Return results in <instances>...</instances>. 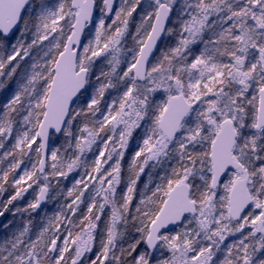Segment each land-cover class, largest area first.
I'll return each instance as SVG.
<instances>
[{"label": "snow or ice", "instance_id": "6c2138e0", "mask_svg": "<svg viewBox=\"0 0 264 264\" xmlns=\"http://www.w3.org/2000/svg\"><path fill=\"white\" fill-rule=\"evenodd\" d=\"M114 3L41 0L25 18L29 0H0V76L18 57L32 60L0 112V148L15 141L3 154L11 162L0 174V193L28 153L36 157L12 180L15 193L0 204V217L33 184L38 196L15 213L40 208L50 177L66 179L84 169L67 192L72 197L67 211L48 218V226L25 243L29 219L0 242V264H264V0H184L176 29L167 27L175 0H148L151 10L141 17L136 47L129 49L131 60L121 75V41L141 0H123L115 11ZM94 12L99 13L95 23ZM21 23L19 38L5 54L6 41ZM89 26L92 38L82 43ZM173 32L175 45L149 65L157 42ZM198 44L202 49L194 48ZM33 49L37 56L30 57ZM101 57L110 68L100 70L93 84ZM120 85L122 94L102 111L105 93ZM89 87L93 92L85 97ZM157 93L164 98L155 100ZM21 112L26 114L16 127ZM142 121L145 137L130 166L135 178H128L117 199L121 160ZM50 132L63 133L66 147L49 148ZM93 146L97 150L89 163ZM149 161L153 167L163 161L175 165L158 177L150 194L141 195L132 214L136 183ZM85 192L86 212L73 219ZM129 225L138 237L128 233ZM236 233L241 238L225 244ZM97 244L98 253L89 257ZM217 253L223 254L218 261Z\"/></svg>", "mask_w": 264, "mask_h": 264}, {"label": "trees", "instance_id": "16d2710c", "mask_svg": "<svg viewBox=\"0 0 264 264\" xmlns=\"http://www.w3.org/2000/svg\"><path fill=\"white\" fill-rule=\"evenodd\" d=\"M119 1L123 2V0H119ZM48 2L49 3H57L58 0H48ZM97 2L100 5L101 0H97ZM40 3H41V0H31V7L28 9L27 13L32 12L33 8L38 9ZM147 4H148V0H141L140 6L137 8L136 12H134L132 15L133 18H132L131 23H130L131 28H129L128 33L126 34L125 42H124V46L127 49H133L136 47V44H135L133 37L136 34V29L140 23L142 15L145 14L147 11L151 10V9L147 8ZM183 4H184V0H183ZM27 13H26V18H30L27 15ZM176 16H177V12L175 11V15H174L172 24L170 26L174 29L178 28L175 24L176 23ZM16 35H14L12 38H10L8 41H6L7 47L2 50L5 54L10 53L9 45L12 42V39ZM172 35H176L175 32H173L170 35H167L166 40L162 44L161 50L166 49L169 46H172V44H171ZM208 36H209V34L206 33L205 39H207ZM87 39H88V35H87ZM45 43H47V42H45ZM202 47H203V45L199 44V45H197V48H195V49H202ZM161 50L159 51V53L156 57L160 56ZM37 52H38V50H37ZM153 62H154V60H153ZM109 68H110V66L107 63V60H105L103 58L99 62V66H98L99 71L96 75H99L100 70H103L105 72L109 71ZM119 70L120 69H117V75H121L122 72L124 71V70L123 71H119ZM94 76H95V74H93V77ZM114 82H115V79H114ZM123 90H124L123 85H120L117 89H109L105 93L104 101H102V104H101V110L103 111V107H104V104L106 102H109L111 99L116 98L119 95H121ZM6 95H7V92H1L0 93V109L2 108L3 97H6ZM248 95H249V98H251L252 94L249 93ZM84 96L85 97L89 96V90H87L84 93ZM161 96H163L162 93L155 94V100H157V101L161 100ZM82 99H83V97H82ZM249 110H251V106H249ZM146 127H147V123L145 121H142L141 126L139 128L134 129L132 136L129 138L128 149L125 151L124 157L121 160V179H122V182L117 188V199H119L120 195L126 190L128 178L130 176L132 178H135V175H134L133 171L131 170L130 166L132 164V158H133L134 152L136 151V146L138 144H142V140L145 137V128ZM73 131L75 132V128L73 129ZM67 140H68V138H66L63 134L60 138L55 139L53 147H62V146L66 147ZM35 147H36V145H33V148H35ZM100 147H102V145H100ZM96 150H97V146H93V151L86 155V160L89 163L94 159V153L96 152ZM71 151L72 150L69 149V153H71ZM27 156L30 157L31 161H35V159H36L34 152H32L30 154L28 153ZM26 157L24 158V160L26 159ZM142 159L143 158L141 157L140 160H142ZM109 163L111 164L112 162H109ZM153 163H154L153 161H149V164L147 166H145L144 172L140 174L139 179L137 180L136 192L134 193V198L132 201V208H133L132 214H134V208L139 203V199L141 198V195L146 193V192H147V194H150V191H148V190L154 189L155 185L157 183H159L158 177L164 175L165 170L170 171L171 167L175 165V161H163L161 164L157 165L156 167H153ZM105 167H108V166L106 165ZM5 169H6V166H3L0 174H2V172ZM47 171H50V169L48 168ZM15 174L16 173H13L9 176V181L5 185V191L3 193H0V204H3L4 202H6L7 199L15 193V188H13L11 186V182L15 178ZM83 174H84V169L81 168V169H77L73 173L69 174V176L66 179L65 178H52V177H50L49 178V181H50L49 190L51 192V200H50L48 206L42 211L36 209L35 211H30V212L15 213L16 208L24 209L27 207V205L30 202H34V200L36 199V194L38 192L39 186L36 184H33V186L31 187L32 193L28 194L29 193V189H28V191L26 193H24L22 197L13 201L12 205L9 206V210L7 212H5L4 216L1 217L0 224L3 225V223L7 219L8 221H12V223L10 225H14V226L22 225L23 226L30 219L32 221V223L30 225V231L28 233V236L25 238V243H27L29 239L34 240L36 238V236L39 234V232L42 231L43 228L48 226V225L43 226V223H41L40 217H42V215L47 214V217L50 218V217H52L53 211H61V210L67 211V209L64 208V206L71 203V200H72V197H69L67 195V192L70 188H72V185L75 182V180L79 179ZM149 177H151V182L149 180ZM41 183H43V180H41ZM145 185L148 186L147 189L145 188ZM89 191H91V186H90ZM88 197H89V192H85V195L83 197L84 203L80 205L79 209H77V216L73 217V219L82 218V214H84L86 212V205L89 202ZM109 210H110L109 207L106 206L105 216H107L109 214ZM13 213H15V215H13ZM105 216L101 217V227H103ZM47 224H48V221H47ZM178 230L179 229H176L174 231H178ZM61 231H63V227L61 228ZM127 231H128V233H131V235H134L137 237L139 235L138 233H135V230H134V228H132L131 225H129V228ZM126 238L130 239L131 236H128L126 233ZM124 247H127V244H124ZM145 247L146 246L144 244H141L139 250H143ZM98 251H99V245L97 244L96 247L93 248V251L88 254L89 257H94L98 253ZM117 254H119V253L117 252ZM164 255L168 256V255H170V253L167 250H165Z\"/></svg>", "mask_w": 264, "mask_h": 264}, {"label": "rangeland", "instance_id": "374dc122", "mask_svg": "<svg viewBox=\"0 0 264 264\" xmlns=\"http://www.w3.org/2000/svg\"><path fill=\"white\" fill-rule=\"evenodd\" d=\"M122 3V1H119V5ZM97 4L99 5V3L97 2ZM118 5V6H119ZM183 6V0H175V3L174 5L172 6V8H174V11L177 12V16H176V26L178 27V13L180 12L181 8ZM37 9L33 8L32 9V12L35 11ZM99 15V14H98ZM175 15V14H174ZM133 17H131L129 19V26H128V30L129 28H131V20H132ZM23 28V26L21 27V29ZM20 29V30H21ZM20 30L18 31L17 35L12 39V42L11 43H15L16 39L19 38V35H20ZM128 33V31H127ZM126 33V34H127ZM92 34H93V29L92 27H90L89 29V32H88V39L92 38ZM126 34H125V37L123 38V40L121 41V53H120V60H121V63L118 67V69H120L119 71H123L126 67H127V62L131 60V55L132 53L129 51V49L125 48L124 46V42H125V38H126ZM30 39H31V34L28 33L25 37V43L27 42H30ZM177 35H172V46L175 45L176 43V40H177ZM10 43V45H11ZM9 45V48H10V52H11V46ZM199 45V44H198ZM194 48H197V45L194 46ZM36 49H33L30 53V57H35L37 56V50L35 51ZM41 54V53H40ZM105 59L107 60V58L105 57H101V58H98L96 63H95V66H94V69H93V74H96L98 73L99 69H98V66H99V62L100 60L102 59ZM17 63H19V67L17 68L16 70V73L12 76L11 79H8V72L11 71V68L14 67ZM32 63V60L30 58H25L24 60H20L19 57L17 58L16 61H13L12 64L8 65L5 69H4V75L3 76H0V83H3L4 84V87L3 88H0V93L1 92H7V95L6 97H3V100H2V108L0 109V112L3 111V104L6 102L7 99L10 98L11 94L17 89L18 87V84L21 82V78L23 76V74L25 73L26 69L28 68V66ZM126 70V69H125ZM95 76L92 78V82L93 84H96V81H95ZM89 90V95L92 94L93 92V88L92 87H89L88 88ZM249 93L250 94H253V90L250 89L249 90ZM248 93V94H249ZM2 97V96H1ZM164 96H161V99H163ZM26 113L24 112H21L19 115H16L15 116V119L17 120V125L16 127H19L20 126V123L22 122V117L23 115H25ZM15 136V131H14V134ZM14 138L13 139H9L7 141H5V147L4 148H0V173H1V170H2V167L3 166H6V169L8 167V164L11 162V157H8V158H3V154L5 151H8L12 144L14 143ZM54 142L55 140L53 141V144H52V147L54 145ZM32 153V152H30ZM29 153V154H30ZM35 162V161H31L30 160V157L27 156L26 159L24 160V163L21 165V167L19 169L16 170V174H15V178H19L20 175L23 174V170L27 167V168H31V164ZM5 169V170H6ZM32 193V189L29 188V193L28 194H31ZM39 194V187H38V192L36 194V197L38 196ZM219 195H223V191L220 190V192L218 193ZM60 211H53V214H57L59 213ZM48 218L47 217V214H44L42 215V217H40L41 219V223H43V226H47V221H48ZM0 222H1V217H0ZM9 221L6 219L5 222L3 223L4 224H7ZM3 225L0 224V242H3V240L5 238H10L11 235L15 232H17L21 227L22 225L20 226H14V225H10L8 226L7 229H5L3 227ZM179 229V228H178ZM250 231V226H246L245 229H244V234L246 235L247 232ZM241 238V234L240 233H236L232 236H230L226 241H225V244H230L232 243L234 240H239ZM223 247V246H222ZM156 255H159V253H156ZM223 258V254L222 253H217V256L214 257V260H219V259H222Z\"/></svg>", "mask_w": 264, "mask_h": 264}, {"label": "water", "instance_id": "95a60500", "mask_svg": "<svg viewBox=\"0 0 264 264\" xmlns=\"http://www.w3.org/2000/svg\"><path fill=\"white\" fill-rule=\"evenodd\" d=\"M118 2L119 0H115V3H114V11L116 10L117 6H118ZM29 4H31V0H29ZM29 7L26 6V10L28 9ZM27 12V11H26ZM26 12L25 13H22V16H26ZM96 15H97V12H94V17H93V20L95 21V18H96ZM172 19H173V9H172V13L170 14V18H169V23L167 25V27H170V24L172 22ZM22 26V23L20 25L17 26L16 29L13 30V33L11 34L10 38L18 31V29ZM89 28V27H88ZM88 28L85 29V32H84V35L82 36V43L86 41V34H87V31H88ZM166 38V35L163 36L158 42H157V46L156 48L154 49V52H153V56L149 58V65H151V62L153 60V58L158 54L159 50H160V47H161V44L163 43V41L165 40ZM63 135V133H54V132H50V138H49V148H52V144H53V140L55 137H61ZM47 165H46V169L45 171L47 172ZM227 176H223L221 177V183H223V181L226 179ZM49 200H50V190L48 191L47 195H46V198L45 200H43L41 202V205H40V208H38L39 210H43L47 204L49 203ZM248 209L245 210V212H247ZM175 230V229H174Z\"/></svg>", "mask_w": 264, "mask_h": 264}, {"label": "bare ground", "instance_id": "6f19581e", "mask_svg": "<svg viewBox=\"0 0 264 264\" xmlns=\"http://www.w3.org/2000/svg\"><path fill=\"white\" fill-rule=\"evenodd\" d=\"M50 200H51V192H50ZM50 200H49V202H50ZM48 204H49V203H48ZM48 204H47V206H48ZM47 206H46V207H47ZM46 207H45V208H46ZM45 208H44V209H45ZM44 209H43V210H44ZM38 210H39V209H38ZM40 211H42V210H40Z\"/></svg>", "mask_w": 264, "mask_h": 264}]
</instances>
